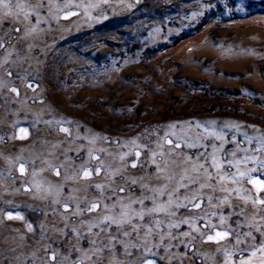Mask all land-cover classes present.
Instances as JSON below:
<instances>
[{"label":"rangeland","instance_id":"374dc122","mask_svg":"<svg viewBox=\"0 0 264 264\" xmlns=\"http://www.w3.org/2000/svg\"><path fill=\"white\" fill-rule=\"evenodd\" d=\"M4 2L0 264H264V0Z\"/></svg>","mask_w":264,"mask_h":264},{"label":"snow or ice","instance_id":"6c2138e0","mask_svg":"<svg viewBox=\"0 0 264 264\" xmlns=\"http://www.w3.org/2000/svg\"><path fill=\"white\" fill-rule=\"evenodd\" d=\"M0 4H3V6L5 7V8H8V4L7 3H5L4 2V0H0ZM26 18V17H25ZM15 31H20V29H15ZM31 31H35V29L33 28ZM4 45H3V43H0V48H2ZM9 74H11V73H9ZM29 87H31V85H29ZM13 91H15V89H13ZM174 127V126H173ZM64 131H67V129H64ZM177 146H179V145H177ZM213 163H214V165L217 167V168H219L220 167V165H219V163L217 162V161H213ZM133 167H135V165H133ZM199 167H203V165L201 164ZM195 170V169H194ZM21 171L23 172V167H21ZM57 174H59V173H57ZM83 175H84V177H90L91 176V172L90 171H85L84 173H83ZM241 175H243L242 173H241ZM96 187H98V188H100V187H102V186H100V185H97ZM261 189L262 190H264V185H261ZM121 191H123V189H121ZM260 203H262V204H264V200H261V201H259ZM196 207H199V205L197 204V205H195ZM100 207V205H98V204H92L91 205V210H96V209H98ZM65 209L67 210V206H65ZM138 215H140V218L141 219H143V215H141V214H138ZM107 221H111L112 223H116V224H120V223H122L121 221H116V220H114L112 217H105V222H107ZM128 223H130V221H127ZM133 227H135V226H133ZM149 231H151V229H149ZM125 235H128V233H125ZM248 235H251L250 233L248 234ZM262 235H264V234H262ZM228 236V233L227 232H216L215 233V235H209L208 237H207V240L208 241H213V242H216V243H219L221 240H223V239H225L226 237ZM237 243H239V240H237ZM253 255H255V252H253L252 253ZM54 258V257H53Z\"/></svg>","mask_w":264,"mask_h":264}]
</instances>
